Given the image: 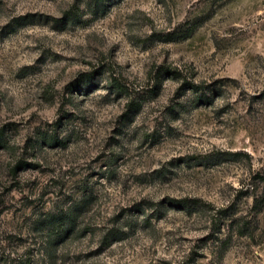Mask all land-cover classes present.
<instances>
[{
  "label": "rangeland",
  "instance_id": "obj_1",
  "mask_svg": "<svg viewBox=\"0 0 264 264\" xmlns=\"http://www.w3.org/2000/svg\"><path fill=\"white\" fill-rule=\"evenodd\" d=\"M0 132V264H264V0H0Z\"/></svg>",
  "mask_w": 264,
  "mask_h": 264
},
{
  "label": "trees",
  "instance_id": "obj_2",
  "mask_svg": "<svg viewBox=\"0 0 264 264\" xmlns=\"http://www.w3.org/2000/svg\"><path fill=\"white\" fill-rule=\"evenodd\" d=\"M192 88H193V89H196V86L193 85ZM0 133H1V132H0ZM175 204H176V203H175Z\"/></svg>",
  "mask_w": 264,
  "mask_h": 264
}]
</instances>
